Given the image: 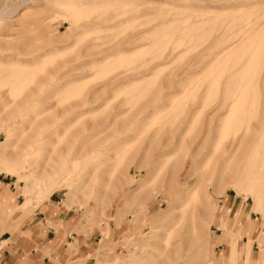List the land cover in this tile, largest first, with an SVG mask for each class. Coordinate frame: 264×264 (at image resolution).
Here are the masks:
<instances>
[{"label": "rangeland", "instance_id": "obj_1", "mask_svg": "<svg viewBox=\"0 0 264 264\" xmlns=\"http://www.w3.org/2000/svg\"><path fill=\"white\" fill-rule=\"evenodd\" d=\"M0 180L87 264L264 262V0H0Z\"/></svg>", "mask_w": 264, "mask_h": 264}, {"label": "crops", "instance_id": "obj_2", "mask_svg": "<svg viewBox=\"0 0 264 264\" xmlns=\"http://www.w3.org/2000/svg\"><path fill=\"white\" fill-rule=\"evenodd\" d=\"M5 188L0 180V196L9 190ZM4 200H0V205L4 204ZM50 208L43 215L41 211H36L18 232L4 231L0 234V264H87L86 256L90 253L87 240L69 230L73 221L60 214L50 215ZM59 221L68 224V230L48 225V222ZM76 238L78 249H73L71 255V246Z\"/></svg>", "mask_w": 264, "mask_h": 264}, {"label": "bare ground", "instance_id": "obj_3", "mask_svg": "<svg viewBox=\"0 0 264 264\" xmlns=\"http://www.w3.org/2000/svg\"><path fill=\"white\" fill-rule=\"evenodd\" d=\"M222 4V3H221ZM250 24V23H249ZM260 24H262V23H259V25ZM249 29V28H248ZM259 29V28H258ZM232 33V32H231ZM254 33H255V31H254ZM239 34H241V33H239ZM247 35V34H246ZM248 36V35H247ZM246 36V37H247ZM250 37H251V35H250ZM225 38V37H224ZM223 38V39H224ZM243 40V39H242ZM241 40V41H242ZM250 40V39H249ZM248 40V41H249ZM238 41V40H237ZM247 41V42H248ZM240 43V42H239ZM238 43V44H239ZM240 44H242V42L240 43ZM235 47V46H234ZM233 48V47H232ZM231 49V48H230ZM230 49L228 50V51H230ZM236 49V48H235ZM234 49V50H235ZM221 50V49H220ZM233 51V50H232ZM226 53V52H225ZM224 56V55H223ZM222 57V56H221ZM236 57V56H235ZM220 59V58H219ZM222 61V60H221ZM216 64V63H215ZM214 64V65H215ZM218 65V64H217ZM216 65V66H217ZM225 70V69H224ZM223 93V92H222ZM251 97V100H252V106H251V108H253V105L256 103V95H244V96H242V95H239L238 97H236V100L235 101H230L229 102V106H230V108L228 109V115H229V117H230V119H231V121H236V122H239V121H241L242 119H245L246 118V114H247V112L246 111H244L243 112V114H237L236 112H237V110L239 109V103H240V101L241 100H243V101H246L247 99H249ZM221 104V103H220ZM242 106V105H241ZM244 106V105H243ZM219 107V106H218ZM259 108V107H258ZM222 110V109H221ZM220 110V111H221ZM216 111H218V110H216ZM225 111V110H224ZM226 112V111H225ZM251 113V112H250ZM214 114V113H213ZM234 116V117H233ZM251 117V116H250ZM263 134V133H262ZM254 200L256 201V206H258V203H259V198L258 197H255L254 196ZM197 230V229H196ZM195 230V231H196ZM231 249H232V253H231V257L233 258L234 257V255H235V253L237 252L236 251V249L232 246L231 247ZM249 255H250V251H249V249L247 250V253H246V256H245V264H251L250 263V260H249ZM264 262L262 261V260H260L259 261V263L258 264H263Z\"/></svg>", "mask_w": 264, "mask_h": 264}]
</instances>
